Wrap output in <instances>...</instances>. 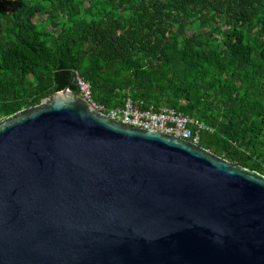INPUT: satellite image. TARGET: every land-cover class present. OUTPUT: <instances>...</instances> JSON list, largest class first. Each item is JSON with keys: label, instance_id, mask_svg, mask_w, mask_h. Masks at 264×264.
I'll return each mask as SVG.
<instances>
[{"label": "water", "instance_id": "95a60500", "mask_svg": "<svg viewBox=\"0 0 264 264\" xmlns=\"http://www.w3.org/2000/svg\"><path fill=\"white\" fill-rule=\"evenodd\" d=\"M0 264H264V175L65 88L0 121Z\"/></svg>", "mask_w": 264, "mask_h": 264}, {"label": "trees", "instance_id": "16d2710c", "mask_svg": "<svg viewBox=\"0 0 264 264\" xmlns=\"http://www.w3.org/2000/svg\"><path fill=\"white\" fill-rule=\"evenodd\" d=\"M75 73L96 105L182 112L212 129L200 147L264 175V0H0V120L78 94Z\"/></svg>", "mask_w": 264, "mask_h": 264}, {"label": "built area", "instance_id": "2783aa9c", "mask_svg": "<svg viewBox=\"0 0 264 264\" xmlns=\"http://www.w3.org/2000/svg\"><path fill=\"white\" fill-rule=\"evenodd\" d=\"M74 78L81 97L89 101L96 109L110 119L132 127L151 130L175 136L198 145L203 131H212L196 118L189 117L171 108L158 109L148 106L143 101H136L127 97L119 106L106 108L96 105L91 100L90 84L77 73ZM1 121V120H0Z\"/></svg>", "mask_w": 264, "mask_h": 264}, {"label": "rangeland", "instance_id": "374dc122", "mask_svg": "<svg viewBox=\"0 0 264 264\" xmlns=\"http://www.w3.org/2000/svg\"><path fill=\"white\" fill-rule=\"evenodd\" d=\"M44 18L41 16H38L37 19H35V23H37V25L42 28L44 31H51V28L49 26H40L41 24L44 23Z\"/></svg>", "mask_w": 264, "mask_h": 264}]
</instances>
